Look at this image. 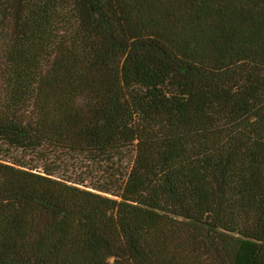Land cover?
Returning <instances> with one entry per match:
<instances>
[{"label":"trees","instance_id":"16d2710c","mask_svg":"<svg viewBox=\"0 0 264 264\" xmlns=\"http://www.w3.org/2000/svg\"><path fill=\"white\" fill-rule=\"evenodd\" d=\"M0 264H264V0H0Z\"/></svg>","mask_w":264,"mask_h":264}]
</instances>
